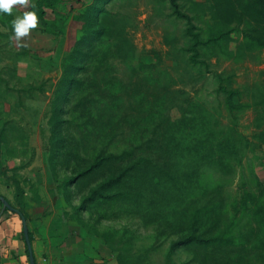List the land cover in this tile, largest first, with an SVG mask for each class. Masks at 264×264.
<instances>
[{"label":"rangeland","instance_id":"obj_1","mask_svg":"<svg viewBox=\"0 0 264 264\" xmlns=\"http://www.w3.org/2000/svg\"><path fill=\"white\" fill-rule=\"evenodd\" d=\"M83 1L0 14V195L67 264H264V0Z\"/></svg>","mask_w":264,"mask_h":264},{"label":"crops","instance_id":"obj_2","mask_svg":"<svg viewBox=\"0 0 264 264\" xmlns=\"http://www.w3.org/2000/svg\"><path fill=\"white\" fill-rule=\"evenodd\" d=\"M2 199H0L1 201ZM10 200L9 198L7 201ZM9 202V201H8ZM0 205V214L4 213ZM47 230V245L37 246L32 236V247L35 264H67L57 258L62 254L55 247L52 233ZM39 239V237H36ZM53 239V240H52ZM38 242V241H37ZM58 252V253H57ZM74 264H86L84 253L80 252ZM101 262H103L101 260ZM0 264H32L27 241L24 235V223L21 214L9 210L5 217L0 219Z\"/></svg>","mask_w":264,"mask_h":264},{"label":"trees","instance_id":"obj_3","mask_svg":"<svg viewBox=\"0 0 264 264\" xmlns=\"http://www.w3.org/2000/svg\"><path fill=\"white\" fill-rule=\"evenodd\" d=\"M76 1L78 4H79V7L80 8H83L84 6H86L88 3L83 1V0H30V3H29V9L28 11H34L36 12L37 16H38V19L40 21H43L46 19V17L52 13V12H55L56 11V8L60 5V4H65L66 2L70 3L71 5V10L74 8L72 7L73 5V2ZM91 1H96V0H90ZM109 0H99L100 4L101 3H107ZM174 2V0H173ZM90 7H95V4L94 2L91 3L89 5ZM78 8V7H77ZM100 8L102 9V6H100ZM100 9V10H101ZM27 11V12H28ZM10 19L13 21L15 19V17L13 15H9ZM201 44H207L205 42H201L199 40H197L196 44L193 46V51L195 52L194 55L191 56V60L193 62H200L197 58L199 56V51H198V46L201 45ZM221 89L223 91H227L228 90L226 89V87H221ZM232 92L229 91V94H231ZM20 188V187H19ZM1 198H4L6 199L5 197L1 196L0 195V199ZM7 200V199H6ZM7 210H12L14 212H17L21 215H23L25 218H26V215H24V213L19 210V209H16L14 207H12V209H9V208H6ZM30 239H31V242H32V234L30 233ZM223 240V239H222ZM190 242V241H189Z\"/></svg>","mask_w":264,"mask_h":264},{"label":"clouds","instance_id":"obj_4","mask_svg":"<svg viewBox=\"0 0 264 264\" xmlns=\"http://www.w3.org/2000/svg\"><path fill=\"white\" fill-rule=\"evenodd\" d=\"M28 0H0V14L12 15L15 5L26 6ZM39 23L38 16L34 11L25 12L12 21L14 39L19 41L28 36L32 29H36Z\"/></svg>","mask_w":264,"mask_h":264},{"label":"water","instance_id":"obj_5","mask_svg":"<svg viewBox=\"0 0 264 264\" xmlns=\"http://www.w3.org/2000/svg\"><path fill=\"white\" fill-rule=\"evenodd\" d=\"M1 199L4 202L5 207H7L9 209H12L11 204L6 199H4V198H1ZM21 216H22L23 223H24V235H25V239L27 241L30 257L32 259V264H35L32 242H31V239H30V233H29L28 228H27V221H26V218L23 215H21Z\"/></svg>","mask_w":264,"mask_h":264}]
</instances>
